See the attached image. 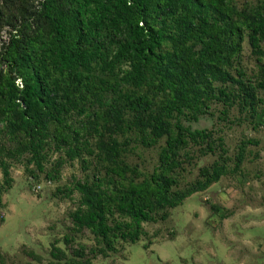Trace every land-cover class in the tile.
<instances>
[{
	"label": "trees",
	"instance_id": "obj_1",
	"mask_svg": "<svg viewBox=\"0 0 264 264\" xmlns=\"http://www.w3.org/2000/svg\"><path fill=\"white\" fill-rule=\"evenodd\" d=\"M5 2L14 15L0 24L8 27L0 48V193L11 183L7 158H24L42 172L47 151L67 160L92 155L109 176L104 183L99 177L74 182L80 207L72 222L103 243L99 253L113 250L116 240L135 242L158 212L164 219L168 209L238 170L246 145L256 143L241 141L229 167L222 138L181 119L197 121L211 103L237 105L251 119L264 116L257 96L264 93V0L240 6L233 0ZM243 38L255 57L254 81L236 67ZM129 131L145 147L164 138L157 165L140 178L120 159L128 137L115 138ZM190 144L216 157L178 188L179 152ZM63 162L58 157L53 167ZM44 177L56 178L51 171ZM51 247L52 257L65 258ZM82 249L70 251L80 260L61 264H91Z\"/></svg>",
	"mask_w": 264,
	"mask_h": 264
},
{
	"label": "rangeland",
	"instance_id": "obj_2",
	"mask_svg": "<svg viewBox=\"0 0 264 264\" xmlns=\"http://www.w3.org/2000/svg\"><path fill=\"white\" fill-rule=\"evenodd\" d=\"M5 1L0 0V24L7 15H14ZM233 1L240 6L242 2L253 4L256 0ZM1 26L0 48L8 31L7 26ZM260 46L264 50V42ZM236 67L251 81L257 77L255 57L250 54L246 38ZM257 96L264 101L261 90ZM260 108L261 104H257L256 111ZM69 121L74 125L80 123L74 117ZM181 121L192 129H213L222 138L229 167L233 166L241 141L250 139L256 143L246 145L238 170L168 209L164 219L158 218V212L155 221L142 224L144 234L135 242L116 240L114 249L103 253L97 251L104 248L103 243L88 230L76 229L72 222V213L80 207L74 182L99 177L104 183L109 176L92 155L82 152L78 158L67 160L61 152L47 151L42 172L31 164L25 165L24 158H7L11 183L0 193V264H61L68 258L80 260L70 252L77 245L83 247L82 257L91 264H264V116L251 119L246 111L239 112L237 105L224 109L220 103H211L209 114L195 122ZM124 136L129 141L121 161L135 166L139 178L148 175L157 165L164 138L145 147L133 131L115 138L122 141ZM92 143L93 139H89V146ZM58 157L64 162L55 169L53 164ZM179 157L184 163L174 176L181 188L193 181L198 169L209 165L216 154L203 153L200 146L190 144L179 152ZM50 171L56 176L54 180L44 177ZM65 237H71L67 244ZM52 245L65 258L60 253L52 257Z\"/></svg>",
	"mask_w": 264,
	"mask_h": 264
}]
</instances>
